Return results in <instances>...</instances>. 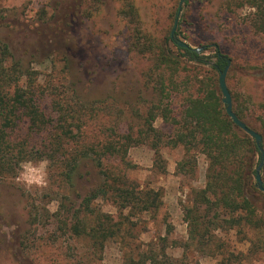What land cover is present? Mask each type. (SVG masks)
Segmentation results:
<instances>
[{
  "label": "rangeland",
  "instance_id": "rangeland-1",
  "mask_svg": "<svg viewBox=\"0 0 264 264\" xmlns=\"http://www.w3.org/2000/svg\"><path fill=\"white\" fill-rule=\"evenodd\" d=\"M138 4L148 35L169 41L177 18L173 39L192 49L204 48L199 55L212 61L211 45L216 44L231 59L226 74L229 93L242 104L250 129L264 135L258 107L264 100V37L250 27L253 11L244 0H184L181 5L180 0H138ZM60 5L68 15L56 17ZM132 37L117 18L113 0H0V38L11 43L14 60L32 73L42 92L43 110L58 118L62 111L74 109L72 124L85 144L100 143L103 136L120 137L131 128L137 142L128 149L125 163L111 158L102 170L137 195L153 191L160 200L159 208L149 211L120 209L104 198L93 201L90 208L109 218L106 228L115 225L114 235L94 249L87 236H73L62 224L71 226L85 218L93 222L94 216L81 211V203L100 182L99 171L81 166L80 177L69 188L59 175L64 166L47 160L23 163L14 178L0 180V264H11V255L21 264H141L142 256L151 253L169 257L172 264H264V251H252L257 238L253 230L244 234L213 230L209 245L200 250L187 246L183 206L191 189L204 187L207 161L193 153L192 173L177 168L185 151L170 143L176 126L153 108L158 101L155 82L146 81L151 62L148 55L130 48ZM166 44L174 53L173 43ZM166 76L170 96L161 105L176 120L200 82L218 79L208 67L184 60ZM152 110L159 114L152 126L160 141L143 137L142 125ZM59 127L58 122L53 129L59 133ZM18 129L17 136L29 132L26 125ZM44 137L35 134L31 140L42 146ZM74 148L78 147L69 143L63 150ZM29 204L41 213L38 225L28 221ZM258 207H264V200Z\"/></svg>",
  "mask_w": 264,
  "mask_h": 264
},
{
  "label": "trees",
  "instance_id": "trees-1",
  "mask_svg": "<svg viewBox=\"0 0 264 264\" xmlns=\"http://www.w3.org/2000/svg\"><path fill=\"white\" fill-rule=\"evenodd\" d=\"M117 18L124 24L133 36L129 46L133 51L149 56L151 66L148 69L146 81L154 79L153 90L158 101L154 110L162 111L161 115L150 111L143 122L144 139L158 137V131L152 126L157 115L171 121L175 126V135L171 144L180 145L185 151V158L177 168L184 173H192L196 166L195 153L201 154L207 161L205 185L200 189H191L187 204L183 206V219L188 226V244L200 250L209 245L213 230L228 232L235 230L244 234L253 230L257 238L252 241V251H264V207L258 203L264 200V192L258 189L255 182L256 168L260 162V150L254 140L240 128L235 126L226 115L225 106L218 86V79L203 80L196 94L186 99L185 108L179 120L172 117L171 111L162 102L169 98L170 81L167 70H175L184 60L209 68L214 76H219L231 59L223 54L216 44H212L214 60L199 55L191 47H178L171 35L175 52H169L167 40L148 35L142 29V20L138 0H113ZM253 12L250 14L249 25L252 30L264 37V0H244V4ZM60 5L55 9L56 17L68 15L66 7ZM11 43L0 38V180L14 178L18 167L23 163L47 160L50 165L64 166L59 174L63 183L73 188L76 177H80L79 168L91 165L99 171L100 182L87 192L81 203V211L85 216H94L68 226L62 224V229H70L73 236H87L91 246L97 249L106 237L114 235L115 230L109 224L108 216L96 213L90 208L93 201L104 198L120 209L133 208L139 211L156 210L160 200L157 192L136 194L119 178H111L102 170L105 162L111 158L125 163L127 151L137 142L131 136V128L120 137H102L100 143L85 144L79 139L80 129H74L76 120L74 109L68 114L52 116L42 108V92L38 91L29 70H23L19 61L14 60ZM182 59V60H181ZM169 75V74H168ZM171 75V74H170ZM169 75V76H170ZM232 98V111L248 128L247 114L242 104ZM260 108L259 121L264 132V100L258 104ZM70 112V113H69ZM60 124V132L53 128ZM26 125L29 132L26 136H17V130ZM57 129V128H55ZM260 147L264 153V135ZM45 134L42 146L38 140H31V135ZM36 141V142H35ZM69 143L78 147L69 152L63 150ZM47 144L48 146H45ZM155 144H151L154 148ZM194 153V154H193ZM264 187V157L260 168ZM30 225H38L41 213L34 206H26ZM77 219V216H74ZM105 219V220H104ZM95 223V224H94ZM61 229V227H60ZM119 231V230H116ZM251 243V242H250ZM184 248H187L184 245ZM141 264H172L169 257L158 258L154 254L142 256ZM11 264H21L14 256Z\"/></svg>",
  "mask_w": 264,
  "mask_h": 264
},
{
  "label": "water",
  "instance_id": "water-1",
  "mask_svg": "<svg viewBox=\"0 0 264 264\" xmlns=\"http://www.w3.org/2000/svg\"><path fill=\"white\" fill-rule=\"evenodd\" d=\"M183 1L184 0H180V5L183 3ZM176 22H177V18H175L174 26H173V29H172V33L174 32V29L176 27ZM173 41L178 47H181V48L189 47L187 44H185V43H183V42H181L179 40L173 39ZM193 50L196 51V52H199L200 50L203 51L204 48L193 49ZM227 71H228V65L222 71L219 72V76H218V86H219V90H220V93H221V96H222V100L221 101H222V103L225 106L226 115L232 120L233 124L235 126H237L238 128H240L242 131H244L247 135H249L254 140L255 144L257 145V147L260 150V162H259V165L256 168L255 182H256V184L258 186V189L260 191L264 192L263 182H262L261 175H260V172H259L260 168H261V166L263 164V157H264L263 150L260 147L261 141H262V137H261L260 134H258L257 132L253 131L252 129L248 128L243 122H241L236 117L234 112L232 111L231 95H230L229 90H228L227 85H226V74H227Z\"/></svg>",
  "mask_w": 264,
  "mask_h": 264
},
{
  "label": "flooded vegetation",
  "instance_id": "flooded-vegetation-1",
  "mask_svg": "<svg viewBox=\"0 0 264 264\" xmlns=\"http://www.w3.org/2000/svg\"><path fill=\"white\" fill-rule=\"evenodd\" d=\"M171 38L173 39L174 37H173V33L171 32Z\"/></svg>",
  "mask_w": 264,
  "mask_h": 264
}]
</instances>
